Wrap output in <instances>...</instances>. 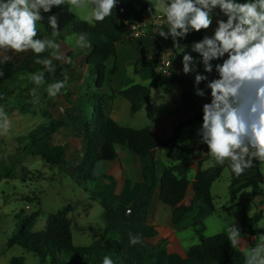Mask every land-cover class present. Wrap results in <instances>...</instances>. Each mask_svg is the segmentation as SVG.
<instances>
[{
    "label": "trees",
    "instance_id": "1",
    "mask_svg": "<svg viewBox=\"0 0 264 264\" xmlns=\"http://www.w3.org/2000/svg\"><path fill=\"white\" fill-rule=\"evenodd\" d=\"M139 7V8H138ZM150 5L142 2H123L118 0L113 14L102 22H79L76 15L67 7L52 9L50 14H56L59 19V35L53 37L48 26L47 17L37 22V30L43 39H52L60 46L68 36L87 34L90 47H79L86 52L85 66L88 75L83 80L80 92L74 96L70 91H64V96L71 105L72 113L57 119L47 111H41L48 123L39 125V131L29 133L25 141L28 155L39 157L46 164L56 167L61 173L69 177L79 188L87 191L90 181L95 178L91 169L103 162H114L118 157L116 146L124 147L137 156L148 160L141 172L146 186L137 213L144 216L149 198L154 190L159 192V201L164 207L172 210L171 222L175 225L198 206L197 217H204L207 208L213 211V197L211 189L214 182L222 173L221 166L209 169L203 168V163L210 158L207 146L201 143H179L182 130L195 122H202L201 114H194L179 122L168 139L157 138L149 127L133 129L119 126L112 119L111 105L115 95L103 93L106 85L117 73V66L108 63L117 59L116 44L125 40L129 34L125 20L142 23L143 16L150 14ZM219 12V10H216ZM155 13V11H154ZM158 31L167 26L152 25ZM203 38L201 32L190 33L181 44L191 46L192 42ZM61 47H59L60 49ZM53 49L36 54L32 50L19 53L18 60L4 61L0 59V105L10 109H17L22 114H34L31 107L25 104L33 96L32 89L37 85L30 80L29 74L44 72L45 83L48 86L65 77L71 70V63H61L62 59H55ZM157 57H138L134 63V72L141 68L155 69L158 66ZM50 59L54 72L49 73L37 59ZM20 77H24L20 81ZM219 78L213 74L212 80ZM159 76L153 78L147 85L136 84L118 95L130 104V112L136 114L143 106L150 103L152 88L159 86ZM163 85V84H161ZM63 90V89H62ZM211 102V97L209 98ZM72 131L80 140V149L71 156L66 145L53 144V136L62 129ZM168 148L166 153L170 164L159 169V162L154 152L158 148ZM201 154L197 161L196 174L191 182L187 175L189 163L183 161L188 154ZM251 168L250 175L240 179H233L232 198L243 189L250 188L254 197L261 196L264 200V174L258 163ZM2 161L0 160V171ZM15 178V175L12 177ZM189 186L192 187V201L184 205ZM264 202V201H262ZM69 207L50 214L45 229L34 231L36 215L20 218L16 223L8 245L21 249L23 254H30L38 260V264H102L105 256H110L114 264H245V254L232 250L225 233H220L203 239L199 244L191 246L185 256L169 252L163 245L164 240L156 243L141 238L136 245L120 243L116 233H109L108 237L99 244L88 247H77L73 244L72 223L68 218ZM264 220V210L260 209L252 216H243L241 224L248 236H256L255 226ZM10 264H26L24 256L13 257Z\"/></svg>",
    "mask_w": 264,
    "mask_h": 264
},
{
    "label": "rangeland",
    "instance_id": "2",
    "mask_svg": "<svg viewBox=\"0 0 264 264\" xmlns=\"http://www.w3.org/2000/svg\"><path fill=\"white\" fill-rule=\"evenodd\" d=\"M120 1L125 3L136 1L148 5L150 3L157 4V0ZM238 2H243V0H238ZM65 7L76 15L79 22L92 23V21L86 19L91 10V5L84 9H77L68 5L66 0L64 5L53 9ZM154 11L155 14L161 13L158 7ZM147 16L145 14L143 17ZM219 18L226 19L222 15L214 16L212 26L208 30L201 31L203 36L212 35L217 26L215 19ZM158 32L150 23H145L136 27L135 30L128 34L125 40L118 43L117 59L115 62L111 61L108 63V67L116 64L118 71L111 78L110 84L105 86L103 93L115 95L110 115L119 126L133 129L145 127L155 129L158 125H161L160 133L164 135L171 130V127L176 122L175 120L180 118L179 116L183 119H188L194 114L203 115L202 106L205 103H209L208 100L211 97V90L206 87V84L212 80L214 73L218 75L215 71V64L222 61H212L213 72L206 73L203 64L200 63L199 54L192 52L189 46L186 51L196 59L197 65L196 72L185 75L182 71L183 53L176 54L175 51H168L173 46L171 38L164 40L158 35ZM37 38L43 39L39 32ZM129 45L131 46L129 50L134 51L137 58L138 56H143L151 59L159 55L157 57L158 66L154 69L155 73L153 72L152 78L140 75L139 71L142 68L138 73L134 72L136 60L134 63H128L127 57H124L125 53H128V47L126 46ZM60 47L59 53H62L65 58L71 57L72 63L71 70L61 79V81L65 79L67 81L65 88L56 97H49L47 86H37L35 95L25 104V107H31L35 111L34 114L25 115L17 109L12 110L5 105H0V109L7 113L11 121V127L7 134L0 130V160L2 161L0 171V264H10L11 258L17 256H24L26 264H38V260L30 254L24 255L21 249L11 248L8 245L16 223H18L20 218L36 215L34 231H42L45 229L46 221L50 214L65 210L67 207L70 209L68 218L72 223L74 246L88 247L98 244L107 230L105 216L109 215L112 205L118 201L122 190L125 186L130 185L135 191L136 187H139L142 182L135 172L125 175L121 162L117 172V162H103L96 168L91 169L95 180L90 181L87 191H84L76 186L69 177L61 173L58 168L46 164L39 157L27 154L25 150L27 135L30 132H38L39 125L49 121L43 116L41 111L50 112L54 119H57L58 115L67 117V115L72 113V108L64 96V91H70L76 96L81 90L84 78L88 75L84 61L86 52L77 47L76 37H66L64 42H60ZM5 55H9L12 61L18 60L19 57V53L0 50V59H4ZM162 60L171 61L173 73L169 77L162 74ZM60 62L65 63V59ZM197 72L208 77V81H203L199 85V88L205 91L204 97H199L195 94L194 82ZM158 76L160 84L158 87L152 88L150 103L143 106L136 114H132L129 102L119 96L118 93L136 84L147 85L153 78ZM23 79L24 77H20V81ZM154 90L156 93L155 99L153 98ZM161 90L166 94L167 99L161 95ZM201 124L202 122H195L186 126L182 130L181 138L178 142L182 144L199 143L200 137L197 135V130ZM52 142L55 145H66L69 156L80 149V140L76 134L64 128L53 136ZM200 155V153L188 154L183 159L190 166L195 165V168L191 167L189 169L187 175L189 180L195 176L197 165L194 162L198 160ZM157 158L159 169L170 164L169 159L164 154H159ZM215 166L218 165H216L215 159L211 157L205 163L204 168L208 169ZM260 167L264 174V166L260 165ZM222 168L220 177L214 182L211 189L213 211L207 208V215L198 218V206H196L181 223L175 225L170 222L166 214L160 213V217L164 222L157 227L161 228L163 235L155 239L154 243L162 239L164 240L163 245L169 252L177 254L183 252L180 255L184 256L191 246L199 244L203 239L220 233L226 234L227 227L232 224H239L244 232L241 218L243 216H252L260 209L264 210L263 197H254L250 188L238 192L235 195V200L232 198L233 179L248 176L246 175L247 169L240 177H236L232 173L230 165ZM14 175L15 178L13 179ZM191 196L192 188L189 187L184 201L185 205L191 203ZM131 203L130 201L123 202L125 206H130ZM138 206L136 207L137 209ZM132 215L139 220L145 219V215L141 216L137 212ZM157 227L154 229L155 231H158ZM256 229L259 240L261 235H264V220L256 225ZM142 234L144 237L158 236L155 232L150 234L146 231V234ZM258 240L254 241L251 246H254ZM231 249L242 251L246 255V247L243 245L236 248L231 247ZM176 250L177 252H175Z\"/></svg>",
    "mask_w": 264,
    "mask_h": 264
},
{
    "label": "clouds",
    "instance_id": "3",
    "mask_svg": "<svg viewBox=\"0 0 264 264\" xmlns=\"http://www.w3.org/2000/svg\"><path fill=\"white\" fill-rule=\"evenodd\" d=\"M66 0H0V50L24 53L28 50L36 54L53 49L56 59H65L72 63V58H65L59 53V44L52 39L38 37L37 22L43 20L42 14H50L54 7H61ZM67 4L77 9L91 5L86 19L102 22L113 14L118 0H67ZM148 12L154 10L166 17V29L158 35L164 40L171 38L173 46L168 51L183 53V73L196 72V59L186 51L189 45H182L190 33L208 30L214 16L226 17L215 19L216 28L211 36L204 35L191 44V51L198 53L206 73L213 72L215 64L217 79L208 81L203 74L195 75V94L205 96L199 88L203 81L211 90V102L202 106V124L197 130L199 143L207 146L208 153L217 164L230 161L232 173L236 177L246 169L255 166L256 161L264 166V0H157L150 3ZM219 10L217 13L216 10ZM51 35H59V19L56 14L47 17ZM76 45L90 47L87 34L77 36ZM11 59L4 56V61ZM49 73L55 71L50 59H37ZM165 71V76H171ZM3 75V73H0ZM35 85L45 83L44 72L29 74ZM65 80H57L47 86L49 97H56L66 85ZM36 89H32L35 95ZM155 90L153 98L155 99ZM161 95L168 97L161 90ZM11 121L7 113L0 109V130L7 134ZM126 214H131V209ZM227 239L232 248L246 247L245 264H264V235L254 246L246 244L245 236L239 224H232L226 229ZM140 235L129 234L130 245L141 243ZM102 264H114L110 256L103 258Z\"/></svg>",
    "mask_w": 264,
    "mask_h": 264
},
{
    "label": "crops",
    "instance_id": "4",
    "mask_svg": "<svg viewBox=\"0 0 264 264\" xmlns=\"http://www.w3.org/2000/svg\"><path fill=\"white\" fill-rule=\"evenodd\" d=\"M117 47H118V43L116 44V49H117ZM126 47H128V49H127L128 53L127 54L125 53V56L124 57L125 58L127 57L128 63H134V61L137 59V57L135 56L134 51H130L129 50L130 47H131L130 45L129 46H126ZM129 51L132 52V53L130 54ZM117 55H118V51H117ZM154 71L155 70L152 69V68H142L139 71V74L142 75L143 77H146V76L148 77L149 76V77L152 78ZM150 101H151V99H150ZM179 117L180 118H177L175 120L176 121L175 124L171 127V130L168 133L162 135L160 133V127H161V125H158V127H156L155 129H151L152 132H153V134L157 138H159L161 140L168 139L171 136L174 127L179 122L185 120V119L181 118V116H179ZM116 151H117L118 157H119L116 161H114V162H117L116 172L119 171L120 162H121V164L123 165V168H124V174L125 175L127 173L128 174H131L132 172H135V174L138 177H140L141 180H142L141 172H142L143 168L145 167V165L147 164L148 160L146 158L142 157V156L135 155L130 150H128V149H126L124 147H121L119 145L116 146ZM167 151H168V148H162L161 147V148L156 149L155 152H154L155 158L158 159L157 157H158L159 154L166 155ZM185 156L183 157V159L185 158ZM210 158H211V156H210ZM207 161H205L203 163V168H204V165H205V163ZM169 163H170V161H169ZM216 165L221 166V167L227 166V165H230V161H225V163L223 165H219L217 163H216ZM163 167L164 166H162V168ZM191 167H194L195 168V165L193 164L192 166H190V168ZM196 169H197V166H196ZM251 173H252V170L251 169H247L246 175H250ZM193 180H194V178H192L190 181L192 182ZM189 187H191V186H189ZM136 188L137 189H135V191H133V187H131L130 185H127L122 190L120 196L118 197V201L115 204L112 205V207H111L112 209H110L109 215L108 216H105L106 223H107V225H106L107 230L105 232V235H103L101 237L102 239H101V241L99 243H101L102 241H104L108 237L109 233H111V232L117 234L118 240H119L120 243H129V234L130 233L133 234V235H140L141 238H143V239H145V240H147L149 242H152V243L155 242V239L160 238L163 235V231L161 230V228L157 227V226H160L164 222L162 220V218L160 217V213L166 214L168 216V218L170 219V222H171L172 210L170 208H168V207H164L160 203L158 190H154L152 192L150 198H149L148 205H147V208H146V213H145V219L139 220L136 216L131 215L132 217L130 216V218H127V219L122 220L121 225L120 226H117V224H116L117 221L121 220L120 219V211H121V209L128 208V207H137L140 204V202H141V200L143 198V195L145 193V189H146V186L143 183V180L141 182V185H139V187H136ZM192 196H193V193H192ZM192 196H191V201H192ZM186 197H187V195H186ZM131 200H133V201H131ZM125 201H128V202L130 201L132 203L130 204V206H125V204H123V202H125ZM184 201H183V204H184ZM190 213H188V214H190ZM207 213H206V215H207ZM127 220H129V221H127ZM179 223H181V222H179ZM156 227H157L158 231H155L154 230ZM255 230H256V233H257L258 231L256 229V226H255ZM146 231L148 233H150V234L153 233V232H155V234H157L158 236H155V237H149V236L144 237V236H142L143 235L142 233L146 234ZM261 232H263V231H261ZM242 234L245 236V240H246V244L247 245H250L251 246V245H253V242L254 241L258 240V238H257V234L258 233L256 234V236L251 237V238L248 236V234L245 232V230H244V232ZM183 250H184V248H183ZM175 252H177V250ZM179 253L182 254L183 252L182 253L179 252ZM185 255H186V253H185Z\"/></svg>",
    "mask_w": 264,
    "mask_h": 264
},
{
    "label": "built area",
    "instance_id": "5",
    "mask_svg": "<svg viewBox=\"0 0 264 264\" xmlns=\"http://www.w3.org/2000/svg\"><path fill=\"white\" fill-rule=\"evenodd\" d=\"M145 23L146 24L150 23L151 25H157V26H167L166 25V17H164L162 13H157V14L154 13L153 16H152V14H149L145 18L143 17L142 23H140V24H138L137 22H134L133 20H125V24L128 26L129 33L132 32V30H135L136 27H139V25H142ZM161 64L160 65L162 66V74L165 71L171 70V61L170 60H167V61L162 60ZM166 77H169V76H166ZM128 209H131L130 215L126 214ZM136 212H137L136 207H128V208L121 209V211H120V219L121 220L117 221V223H116L117 226L121 225L122 220L129 218L133 213H136Z\"/></svg>",
    "mask_w": 264,
    "mask_h": 264
}]
</instances>
